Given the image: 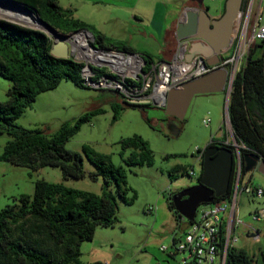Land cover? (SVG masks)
I'll return each mask as SVG.
<instances>
[{"label": "rangeland", "instance_id": "rangeland-1", "mask_svg": "<svg viewBox=\"0 0 264 264\" xmlns=\"http://www.w3.org/2000/svg\"><path fill=\"white\" fill-rule=\"evenodd\" d=\"M13 1L23 4L31 15L0 1V20L41 31L51 44L52 39L46 31L39 30L41 26L33 17L35 12L39 16V0H26L28 7L23 1ZM219 1L203 0L202 5L213 12ZM188 4H192L191 0H58L67 17L83 21L90 29L104 32L106 43L123 42L138 50H147L153 54L154 60L163 58L157 50L164 47L158 40L164 28ZM252 4L255 12L259 7L264 20V0H253ZM243 20L244 17L240 22ZM49 24L58 32L69 35V39L80 32ZM86 39L89 44L92 43L90 38ZM10 84V80L0 76L1 102L7 99ZM112 103L123 105L118 94L80 87L62 79L54 88L37 94L15 124L26 129H42L51 135L62 124H72L82 114L101 109L102 113L92 115L88 121L81 123L63 147L83 155L82 146L87 145L96 153L107 156L110 163L124 169L127 195L134 193L135 198L131 204L119 200L118 222L111 227L97 226L90 240L79 243L80 263L181 264L183 254L172 258L160 250L161 246H165L173 252L174 234L179 236L186 229L185 221L177 228L178 221L168 209L167 197L196 183V177L188 176L185 171L193 169L198 175L197 149L203 150L211 140L222 139L232 143L233 134L226 117V95L219 92L194 96L182 120L166 115L163 107L150 104L143 109L126 106L112 121ZM207 118L209 123L204 125L203 120ZM133 135L140 136L152 151L150 165L127 166L124 163L131 149L122 152L120 141ZM9 139L6 133H0V150ZM83 168L82 178L63 179L58 167L42 166L31 170L9 161H0V209L16 203L20 194L31 195L34 182L41 179L99 194L102 180L99 176L90 178L94 167L84 155ZM245 183L260 187L263 194L256 197L240 191L232 235L236 238L235 245L246 250L253 257L254 264H264V221L253 218V212L264 207V175L257 169L241 173L239 188ZM20 225L11 226L15 235L25 229L45 248H54L36 218L27 217ZM60 249L61 246H58L57 250Z\"/></svg>", "mask_w": 264, "mask_h": 264}, {"label": "trees", "instance_id": "trees-1", "mask_svg": "<svg viewBox=\"0 0 264 264\" xmlns=\"http://www.w3.org/2000/svg\"><path fill=\"white\" fill-rule=\"evenodd\" d=\"M20 1L29 6L26 0ZM38 6L41 19L70 31L87 29L92 33L93 44L99 48L135 52L125 43H106L101 33L90 29L83 21L67 17L58 0H39ZM50 45L41 31L0 20V76L11 82L6 92L7 99L0 101V133L4 132L10 137L0 150V161H9L31 170L42 166L58 167L63 179H79L84 176V155L94 167L90 178L99 176L102 180L101 192L95 194L67 187L61 182L36 180L31 195L20 194L16 203L0 209V264H81L78 259L79 243L90 240L97 226L111 227L118 222L119 200L131 204L135 198L134 193L127 195L124 169L110 163L107 156L96 153L87 145L82 146L83 155L63 147L80 124L88 121L92 115L102 113L101 109L82 114L72 124H62L51 135L42 129H26L15 124L37 94L54 88L62 79L84 87L80 80L83 64L70 57H53L49 53ZM142 55L145 57V67H148L154 58L148 54ZM263 55L264 40L254 43L248 50L232 78L226 114L235 140L244 145L240 149L241 156L254 153L264 162ZM121 102L122 106L111 104L112 121L126 106L143 109L150 105L129 103L124 99ZM120 148L122 152L131 149L124 159L127 166L151 164L152 151L140 136L122 139ZM201 162L202 158L196 181L201 175ZM185 173L188 175L187 171ZM232 179L233 172L227 193L215 201L229 198ZM170 196L167 197V206L178 225L180 216L174 212ZM27 217L40 221L46 239L53 243L54 248H45L25 229L21 234L13 233L11 226H21ZM58 246H61L60 250H57ZM226 264H254V260L243 248L231 247L227 249Z\"/></svg>", "mask_w": 264, "mask_h": 264}, {"label": "built area", "instance_id": "built-area-1", "mask_svg": "<svg viewBox=\"0 0 264 264\" xmlns=\"http://www.w3.org/2000/svg\"><path fill=\"white\" fill-rule=\"evenodd\" d=\"M252 3L253 0H247L244 10L239 12L237 17L239 25L231 44L224 51L219 62L214 65H205L200 55H195L192 59L187 60V44L178 42L169 59L154 60L148 67H145L146 63L141 58L142 54L93 48L91 35L87 38H90L92 43L89 44L86 39V45L79 46V49H74L69 41L70 58L76 62L82 61L80 62L83 64L80 69V80L84 87L113 91L129 103L144 104L147 102L146 104L163 107L167 91L178 89L183 83L213 69L226 68L230 74L229 83L231 84L235 72L243 63L250 47L254 43L264 40V21L260 22L259 8L254 12ZM242 17L244 20L241 23ZM85 58L89 60L86 61ZM262 59L264 70V55ZM203 123L207 125L209 119H204ZM218 141L222 143L220 146L229 145L233 148L231 149L233 151L232 192L229 198L200 205L192 221L180 217L177 228L182 221H185L186 229L179 236L174 234L172 243L174 251L169 252L165 246H161L160 250L168 253L169 257L179 253L183 254L181 264H226L227 249L237 247L235 245L236 238L232 235V228L238 194L240 191L256 197L263 194L260 187H253L249 183H245L242 188H239L242 166L244 165L240 149L244 148V145L238 143L234 136L232 143L222 139H218ZM204 149H197L196 160L199 164ZM187 172L189 176L197 177L193 169L187 170ZM253 218L264 221V207L256 209L253 212Z\"/></svg>", "mask_w": 264, "mask_h": 264}, {"label": "water", "instance_id": "water-1", "mask_svg": "<svg viewBox=\"0 0 264 264\" xmlns=\"http://www.w3.org/2000/svg\"><path fill=\"white\" fill-rule=\"evenodd\" d=\"M4 5L20 9L31 15L23 4L13 0H0ZM243 0H225L222 14L212 18L203 0H191L196 6L186 7L179 18L174 32L177 42L187 44L186 59L200 55L205 65L219 62V55L227 50L235 33V23L241 10ZM34 20L52 39L49 53L53 57L66 59L70 57L69 35L58 32L35 12ZM92 36L87 29H80ZM97 48L96 45L92 46ZM106 49V48H103ZM110 49V48H109ZM134 54V53H133ZM139 54V53H135ZM214 57V60H210ZM144 61V56L141 55ZM230 74L224 67L213 69L206 74L187 81L178 89H170L165 94L163 106L166 115L183 119L191 99L194 96L212 95L223 92L227 97L230 91ZM147 102H144L146 104ZM244 172L257 169L264 175V162L254 153L242 155ZM233 151L226 146H207L202 155L201 175L192 186L183 188L170 196L173 210L180 217L192 221L200 205L209 204L214 199L225 195L229 189L232 172Z\"/></svg>", "mask_w": 264, "mask_h": 264}, {"label": "crops", "instance_id": "crops-1", "mask_svg": "<svg viewBox=\"0 0 264 264\" xmlns=\"http://www.w3.org/2000/svg\"><path fill=\"white\" fill-rule=\"evenodd\" d=\"M224 2H225V0H220L218 2V4H217L216 8L213 10V12L209 11V9H208V14L212 18L219 17L222 14V12H223ZM189 6H195V5L188 4L186 7H189ZM205 7H208V6H205ZM185 8L183 9V11L177 13L175 18L171 21V23L169 25H167L164 28L162 35L158 38V40L159 41L161 40L160 42H162V44L164 45L162 50H157L158 53H161L163 55L162 59H158L159 61H163V60L169 59L172 56V54L174 53V51H175L176 45L178 44L177 40L174 37L175 27H176V24H177L179 18L181 17L182 13L184 12ZM258 8H257V10H258ZM263 21H264L263 19L260 20V22H263ZM96 31H98L99 33H101L105 37L104 32H102L100 30H96ZM121 43H123V42H121ZM126 45L130 46L135 51V53L148 54L150 56L153 55L150 52H147V50H144V49L138 50V49L134 48L133 46H131L130 44H126ZM172 243H173V238H172ZM174 256L175 255H173L172 258Z\"/></svg>", "mask_w": 264, "mask_h": 264}, {"label": "bare ground", "instance_id": "bare-ground-1", "mask_svg": "<svg viewBox=\"0 0 264 264\" xmlns=\"http://www.w3.org/2000/svg\"><path fill=\"white\" fill-rule=\"evenodd\" d=\"M1 13V11H0ZM90 36L89 33L87 32H83V31H80L78 33V35H72V37L69 39L71 45L73 46L74 49H79V46L81 45H86V37ZM94 53H97L95 51H93ZM86 61H88L89 59L88 58H85Z\"/></svg>", "mask_w": 264, "mask_h": 264}, {"label": "flooded vegetation", "instance_id": "flooded-vegetation-1", "mask_svg": "<svg viewBox=\"0 0 264 264\" xmlns=\"http://www.w3.org/2000/svg\"><path fill=\"white\" fill-rule=\"evenodd\" d=\"M246 1L247 0H243L242 1V4H241V10L240 11H243L244 10V6H245V3H246ZM192 5H195L196 6V4L195 3H193L192 2ZM238 23H239V20H237V22L235 23V31H236V26L238 25ZM224 53V52H223ZM223 53H221L220 55H219V60L222 58V56H223ZM210 60H214V57H210ZM209 145L208 146H210V145H212V146H220V143H219V141L218 140H215V141H211V142H209L208 143ZM182 189H178L177 191H175L174 193H171V196H173L174 194H176V193H178L179 191H181Z\"/></svg>", "mask_w": 264, "mask_h": 264}]
</instances>
